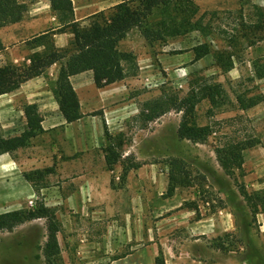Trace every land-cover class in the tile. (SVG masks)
I'll return each mask as SVG.
<instances>
[{
	"label": "rangeland",
	"instance_id": "rangeland-1",
	"mask_svg": "<svg viewBox=\"0 0 264 264\" xmlns=\"http://www.w3.org/2000/svg\"><path fill=\"white\" fill-rule=\"evenodd\" d=\"M192 2L197 7V14L188 31L151 44L137 28H132L121 40L119 48L133 54L137 69L119 82L114 92L120 94V98L108 105L114 107L123 103L126 114L108 120L103 117L104 123L100 116L85 119L82 130L83 133L88 131L87 142H91L87 143V152L78 145L80 140L66 151V157L73 156L80 163L58 157L61 151L62 156L66 154L61 142L65 132L61 127L31 139L18 156L26 162L23 172L51 171L32 184L34 192L31 196L14 201L0 199V211L30 207L37 201L58 210L64 264H108L90 261L94 258L93 253L85 256L87 251L82 246L87 237L84 230L88 229L90 235L93 229L101 233L107 222L111 237L123 225L125 235L139 238L137 243L141 250H146L153 241L175 240L176 243H169V251L174 256H188L190 260L186 264H264V211L254 197L255 193H264V100L241 110L235 99L237 93L245 98L264 94V75L257 77L255 74L257 70L264 74V31L254 35L247 31V36H242L240 24L255 22L257 12L253 6H264V0ZM231 35L237 38L232 46L227 45ZM200 42L209 43L213 50H230L233 67L223 73L211 54L194 60L191 48ZM6 63L13 62L7 59L0 66ZM46 81L52 91L56 81ZM218 82L225 91L221 104L211 107L208 100L202 99L196 106L197 123H208L213 129L204 143L177 137L180 112L169 110L148 121L143 115L147 112V103L160 96L175 94L180 98L191 84ZM91 107L92 112L87 114L103 111L99 106ZM84 108L88 112L89 104L86 103ZM104 124L109 134L122 137V158H128L123 164H138L127 172L122 184L119 179L122 165L117 163L108 170L102 161L107 144ZM4 129V134H8L10 129ZM69 129L70 134L76 133L75 125ZM251 137L260 143L243 150L242 167L234 171L232 178L224 174L216 160L214 146L230 138ZM81 140L86 142L85 138ZM172 159L183 161V174L193 185L177 186L172 195H168L169 162ZM89 162H92L93 183L87 184L82 175L87 168L89 171ZM104 178L109 180L108 184L102 180ZM239 188L247 192V201ZM80 189L84 195L65 198ZM56 192L63 198L55 197ZM255 202L257 210L251 205ZM102 209L105 214L100 212ZM183 216L186 219L190 216L189 221L210 217L211 224L215 223L207 234H201L188 229L186 223L183 225L180 222ZM45 239L44 219L26 222L10 232L0 231V264H45L40 250ZM95 249L96 259L102 248ZM125 250L128 252L130 248ZM116 255L111 252L109 258L115 259ZM247 256H250L248 260Z\"/></svg>",
	"mask_w": 264,
	"mask_h": 264
},
{
	"label": "trees",
	"instance_id": "trees-1",
	"mask_svg": "<svg viewBox=\"0 0 264 264\" xmlns=\"http://www.w3.org/2000/svg\"><path fill=\"white\" fill-rule=\"evenodd\" d=\"M36 0H0V28L18 22L27 10L28 4ZM51 10L56 13L59 26L54 31H48L27 41L30 48L34 49L29 55V63H6L0 66V95L18 88L24 81L43 75L51 64H58L57 80L52 89L58 109L67 123L75 122L83 114L80 111L79 101L75 90L70 83L72 75L91 71L93 83L97 88L121 81L135 73L137 69L135 57L132 53L119 48L132 28H137L149 43L175 37L193 27L192 18L197 14V7L192 0H123L107 12L101 11L87 18L86 21H74L71 0H49ZM257 12V19L251 24L240 22L242 36H247V31L252 35L264 31V6H253ZM157 16L155 20L151 17ZM200 17L198 18V20ZM196 20V21H198ZM200 22V20L198 21ZM205 30V27H202ZM66 32L69 34L65 47H56L52 37L53 33ZM205 33H208L205 31ZM264 33V32H263ZM236 36L228 38L227 45L236 43ZM229 47V46H228ZM3 44L0 38V51ZM193 59L198 60L208 54L213 56L215 64L223 72H228L233 67L232 52L227 48L213 50L207 42H200L191 48ZM257 77H262L263 71L255 72ZM225 97L221 83L191 84L187 93L178 97L175 94L160 96L146 105L145 119L152 120L169 110L181 113L177 127V137L193 143H204L213 133L210 124H198L196 121V106L202 100H208L211 107H217ZM237 108L246 110L264 100V94L243 97L235 95ZM25 129L21 134L4 136L0 126V154L12 153L25 147L29 141L43 132L35 103L24 105ZM211 112V110H209ZM141 113H143L141 111ZM101 114L93 112L92 115ZM104 123V122H103ZM105 127V124H104ZM111 135L105 127L107 144L104 147L105 165L112 170L114 165H122V174L119 179L121 184L127 172L138 164L124 165L122 158V137ZM260 141L255 138L228 139L213 148L216 160L224 174L234 175L235 170H240L243 164V150L250 148ZM183 161L172 159L169 162L168 195H172L177 186L193 185L190 178L183 174ZM50 169H35L23 172L25 180L32 184L42 178ZM240 194L247 201V192L240 189ZM264 211V193L254 194ZM255 210L256 202L251 204ZM44 219L46 239L40 247L45 264H64L57 241L60 230L53 208L42 201H37L30 207L9 210L0 213V231H12L15 227L26 222ZM221 245V244H220ZM220 247V246H218ZM254 255V254H253ZM250 256H247V260Z\"/></svg>",
	"mask_w": 264,
	"mask_h": 264
},
{
	"label": "crops",
	"instance_id": "crops-1",
	"mask_svg": "<svg viewBox=\"0 0 264 264\" xmlns=\"http://www.w3.org/2000/svg\"><path fill=\"white\" fill-rule=\"evenodd\" d=\"M122 1L123 0H71L73 8L72 18L74 21H86L88 17L101 11L107 12ZM58 26L59 20L56 13L51 10L49 0H36L35 2L28 4L27 10L20 21L0 28V38L3 44V50L0 51V64L6 62L7 59L15 64L22 62L28 63V55L34 51V49L30 48L29 45L26 46L27 41L45 32L54 31ZM52 37L56 47H65L68 42L69 34L66 32H56L52 34ZM40 48L41 47L39 46L36 49ZM58 70V64H51L43 75L30 78L21 83L15 90L0 95L1 132L4 136L21 134L25 129L26 123L23 109L24 105L35 103L38 108V115L41 119L40 124L43 129L41 134H48V132L52 131L54 128L61 127L63 130L62 132H65V134H63L64 137L61 140L64 145L62 148L63 151H69L72 149V146L76 145V140H80L78 145H80L82 150L87 152V143L90 144L91 142H87L89 141L87 140L88 131L83 133L82 130L87 117L100 116L103 122V117L108 120L113 119L114 116L119 118L126 114V108L123 103L114 107L108 105L114 101H118L120 98V94L114 92L115 87L119 85L120 81L97 88L93 83L91 71H84L72 75L70 77V83L76 92L80 111L83 116L75 122L67 123L61 115L57 102L49 88L48 82L46 81L47 79L51 80L50 83L56 81ZM86 103H88L90 107L88 112L84 108ZM91 106H99L103 111H98L101 112V114L96 115L87 114L90 111L92 112L93 109ZM88 121L89 120H87V122ZM71 125H75L76 133H69ZM6 127L10 129V131L5 135L4 128ZM38 136L34 138H37ZM81 138H85L86 142L83 143ZM72 140L74 141L71 142ZM27 147L28 145L19 148L12 153L0 154V199L14 201L29 197L33 194V186L30 182L25 180L22 175L26 162L24 159H18V156L21 155ZM99 151H101V149H99ZM67 155L66 152V154L62 156L61 151L59 152L58 157H61L62 160H69L71 162L75 160H77L76 162L78 163L81 162L76 158L74 159L73 156H71V158L66 157ZM27 159L29 158L26 157V161H28ZM102 161L105 166L104 153H102ZM86 165H88V163H86ZM37 167H39V165ZM91 167L92 162H89V171L87 168L86 173L82 175L83 178L86 179L87 184L90 182L93 183V179L90 175ZM104 179L102 180L105 184H108L109 180L107 178ZM82 195L84 194L80 189L70 192L65 198H68V196L79 198ZM54 196L57 198L60 197L61 199L63 198L60 192H56ZM44 204L46 205V203ZM4 211L5 210L0 211V213ZM54 211L57 217L58 210L56 211L55 209ZM109 211L110 210L107 209L106 213L109 214ZM100 212L105 214L103 209ZM189 217L186 219V216H183L180 222L183 223V225L186 223L188 229L201 234H207L215 223L214 221L213 224H211L210 217L199 218L194 221H189ZM176 221L174 222L175 224L178 222ZM61 229L62 226L60 224V230L57 233V241L60 251L62 250L59 242ZM84 231V236H87L85 237V241L82 242V246L85 247L87 251V255L85 256L88 257V253L90 252L94 255L93 259H89L90 261H105L108 262V264H186L189 263L190 260L188 256L181 254L174 256L170 253L168 245H170L169 243H176L175 240H170L169 242L164 240L153 241L149 244V247L146 250L139 249L138 247H140V245L137 243L139 238L135 237L136 235L134 237H132L131 234L129 236L125 235L126 230L123 225L118 227V231L112 237L110 236L109 222H107L105 229H103L101 233H96L93 229V233L90 235L88 229ZM100 247L102 248L101 255L95 259L96 255L94 253L97 252L95 248ZM127 247L130 248L128 252L125 250ZM90 249L92 250L90 251ZM111 252L117 254L115 259L111 260L109 258Z\"/></svg>",
	"mask_w": 264,
	"mask_h": 264
}]
</instances>
